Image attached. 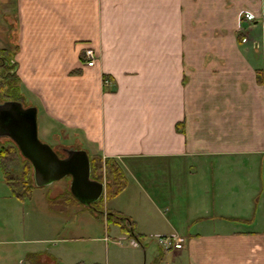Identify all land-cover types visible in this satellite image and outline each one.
Listing matches in <instances>:
<instances>
[{
    "label": "crops",
    "instance_id": "1",
    "mask_svg": "<svg viewBox=\"0 0 264 264\" xmlns=\"http://www.w3.org/2000/svg\"><path fill=\"white\" fill-rule=\"evenodd\" d=\"M263 20L264 0H0V51L14 53L38 124L50 138L48 127L77 134L122 172L126 187L109 199L106 182L103 211L144 242L113 224L121 238L106 252L264 264ZM23 216L0 171V246Z\"/></svg>",
    "mask_w": 264,
    "mask_h": 264
},
{
    "label": "rangeland",
    "instance_id": "2",
    "mask_svg": "<svg viewBox=\"0 0 264 264\" xmlns=\"http://www.w3.org/2000/svg\"><path fill=\"white\" fill-rule=\"evenodd\" d=\"M34 103L28 97L27 105H22L24 108L34 107ZM38 120L39 140L50 146L59 158H64L69 149L84 150L89 158L98 157L94 149L84 148L77 134L48 127L54 135L50 138L49 130L42 128L45 122L41 116ZM0 145L17 151L13 174L20 175L29 163L9 139L0 138ZM107 181H110L107 172H102L101 182L106 185ZM69 186L70 178H65L43 188H33L30 197L23 202V230H18L17 234L6 233L8 237L4 242L8 244L0 246V264H133L132 257L127 258L118 250L114 255L111 250L106 252V247L111 248L112 243L121 238L118 234L109 235L107 227L115 233V226L107 224L104 215L92 212L93 208L104 209L106 195L92 208H85L72 198ZM65 195L70 202L66 203ZM156 252H159L157 247Z\"/></svg>",
    "mask_w": 264,
    "mask_h": 264
},
{
    "label": "water",
    "instance_id": "3",
    "mask_svg": "<svg viewBox=\"0 0 264 264\" xmlns=\"http://www.w3.org/2000/svg\"><path fill=\"white\" fill-rule=\"evenodd\" d=\"M0 138L9 139L32 169L36 188L70 178L69 193L85 208H92L104 195L105 184L90 177V158L84 150L69 149L59 158L38 138L37 109L20 102L0 104Z\"/></svg>",
    "mask_w": 264,
    "mask_h": 264
},
{
    "label": "trees",
    "instance_id": "4",
    "mask_svg": "<svg viewBox=\"0 0 264 264\" xmlns=\"http://www.w3.org/2000/svg\"><path fill=\"white\" fill-rule=\"evenodd\" d=\"M13 55V52L0 51V104L7 101H13L27 105L28 95L19 84V80L15 75ZM16 154L17 151L15 149H6L0 145V171L14 198L19 202H24L26 198L30 197L33 188L36 187L31 178V166L28 164L20 175L13 174V169L18 158ZM102 172H107L110 180L106 186L107 197L118 195L124 187H126L122 172L113 160L103 161L101 157L90 158L91 179L101 182ZM63 198H65L66 203L71 200L66 195ZM93 211L97 214H104L103 209L93 208L92 212ZM105 217L107 224L117 225L123 234L128 235L130 238L143 245L144 238L138 234L135 223L129 218L110 212H106Z\"/></svg>",
    "mask_w": 264,
    "mask_h": 264
},
{
    "label": "built area",
    "instance_id": "5",
    "mask_svg": "<svg viewBox=\"0 0 264 264\" xmlns=\"http://www.w3.org/2000/svg\"><path fill=\"white\" fill-rule=\"evenodd\" d=\"M244 19L249 22V24H256V17H254L251 14H246ZM262 29L264 30V20L261 21ZM243 43H247L248 39H243ZM258 47V44L255 45ZM84 57L86 58L84 65L87 68H93L96 65L98 55L97 53L90 48H87L84 50ZM109 84V83H108ZM159 245H161L164 248L167 249H175V250H182L183 248V240L177 239V238H165V237H159L157 241Z\"/></svg>",
    "mask_w": 264,
    "mask_h": 264
}]
</instances>
